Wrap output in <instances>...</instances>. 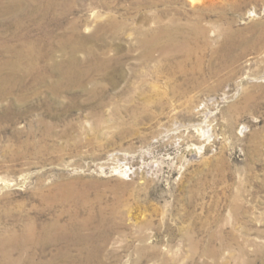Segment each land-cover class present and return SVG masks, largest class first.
<instances>
[{
  "label": "rangeland",
  "instance_id": "obj_1",
  "mask_svg": "<svg viewBox=\"0 0 264 264\" xmlns=\"http://www.w3.org/2000/svg\"><path fill=\"white\" fill-rule=\"evenodd\" d=\"M0 264H264V0H0Z\"/></svg>",
  "mask_w": 264,
  "mask_h": 264
},
{
  "label": "bare ground",
  "instance_id": "obj_2",
  "mask_svg": "<svg viewBox=\"0 0 264 264\" xmlns=\"http://www.w3.org/2000/svg\"><path fill=\"white\" fill-rule=\"evenodd\" d=\"M64 14V13H63ZM174 30V29H173ZM151 33V38H147V39H143L142 41L144 42L145 41V44H149L150 46V50H146L147 52L145 53L146 55H151L152 54V51L155 50V47H158V42H160L159 40V37L161 36L157 27L156 29H154L153 31L150 32ZM162 34V33H161ZM175 36V35H174ZM52 36H49V38H51ZM60 41H62L60 44H62V47L63 46H66L68 48V51H69V54L63 58L62 60V63H61V66L62 68L65 70V75H64V78L66 79V81L72 79L75 74L77 73H81L83 74L84 71H87L89 70L88 68V64H86V67L85 69L83 70L81 67L77 66L75 61H77V53L79 51H83V49L85 48V46H83L82 43H80L77 39H74V36H64L62 35L60 37ZM164 38V37H163ZM42 39V37H41ZM44 39V37H43ZM42 39V40H43ZM52 39V38H51ZM170 39V38H168ZM36 40H39V39H36ZM46 40V39H45ZM172 40V39H170ZM40 41V40H39ZM147 41V42H146ZM33 43H36V41L32 42V45ZM40 44V43H39ZM50 44V42H49ZM34 47V45H33ZM65 48V47H64ZM52 52V51H50ZM37 53V52H35ZM50 54V53H49ZM188 54H190V52H188ZM30 56V55H29ZM28 57V56H27ZM30 58V57H29ZM53 58V57H52ZM18 63V62H17ZM20 66V65H19ZM61 79V78H60ZM76 80V79H75ZM17 82V81H16ZM29 236H31V234H27ZM12 238H16V237H13ZM8 251V250H7Z\"/></svg>",
  "mask_w": 264,
  "mask_h": 264
}]
</instances>
